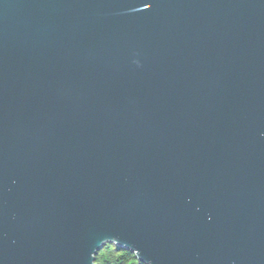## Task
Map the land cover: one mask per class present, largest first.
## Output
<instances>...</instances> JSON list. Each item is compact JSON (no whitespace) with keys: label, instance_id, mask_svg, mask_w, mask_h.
Here are the masks:
<instances>
[{"label":"water","instance_id":"obj_1","mask_svg":"<svg viewBox=\"0 0 264 264\" xmlns=\"http://www.w3.org/2000/svg\"><path fill=\"white\" fill-rule=\"evenodd\" d=\"M264 264V0H0V264Z\"/></svg>","mask_w":264,"mask_h":264},{"label":"trees","instance_id":"obj_2","mask_svg":"<svg viewBox=\"0 0 264 264\" xmlns=\"http://www.w3.org/2000/svg\"><path fill=\"white\" fill-rule=\"evenodd\" d=\"M95 264H144L127 248L117 246L113 243H106L98 250L95 257Z\"/></svg>","mask_w":264,"mask_h":264}]
</instances>
